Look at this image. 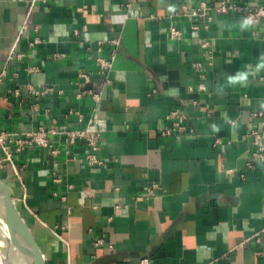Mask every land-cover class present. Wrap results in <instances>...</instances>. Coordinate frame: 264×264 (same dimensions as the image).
Masks as SVG:
<instances>
[{
  "label": "crops",
  "instance_id": "crops-1",
  "mask_svg": "<svg viewBox=\"0 0 264 264\" xmlns=\"http://www.w3.org/2000/svg\"><path fill=\"white\" fill-rule=\"evenodd\" d=\"M201 1L0 0V130L18 139L50 128L59 148L12 145L0 167L46 264H264V161L246 165L264 72L216 92L264 52V21L240 32L243 12L211 11L193 30L180 7ZM98 41L115 53L101 74ZM79 70L89 83L76 84ZM47 85L39 97L28 89ZM175 109L187 130L162 136ZM63 127L98 131L104 165L82 161L83 141L58 144Z\"/></svg>",
  "mask_w": 264,
  "mask_h": 264
},
{
  "label": "built area",
  "instance_id": "built-area-1",
  "mask_svg": "<svg viewBox=\"0 0 264 264\" xmlns=\"http://www.w3.org/2000/svg\"><path fill=\"white\" fill-rule=\"evenodd\" d=\"M181 12L191 21V28L193 30H199L201 27L206 29L209 26L210 22V13L215 11L218 14H227L229 12H243L245 17H252L255 25L264 21V4H254L248 6L244 3H240L235 0H202L198 5H189L183 4L180 7ZM29 12L26 14L25 19H27ZM26 21H24L25 24ZM22 29L19 31L20 35ZM170 37H178L180 31L175 27H170ZM17 35V37H18ZM105 41H98L96 45L97 56L94 59L95 71L99 74L107 72L111 67L114 59V51L108 56L102 55V46ZM114 44L118 43V40L113 41ZM208 42L203 41L201 43L202 47H206ZM91 71L79 70L76 75V84L83 85L89 83L91 80ZM200 89H203V85H199ZM29 92H32L34 96H43L46 93H49L52 88L50 86H45L40 89H34L29 87ZM91 94L89 90H83L81 94ZM94 99L97 98L96 93L91 94ZM69 114L76 115L78 122L83 121V116L78 110H69ZM185 115L179 111V109L173 110L168 114L167 118L170 123L166 127L162 128L160 134L162 136L176 135L180 136L184 134L187 130V125L185 121ZM251 126L246 135V147L249 156V160L246 165L248 168H254L257 163L264 161V112L263 111H254L250 116ZM52 131L46 127H40L35 131H31L22 138H16L14 135L0 130V148L4 153V157L0 160V167L3 166V161L11 160V146H16V149L19 151L25 145H30L36 143L43 147L50 149L51 153L57 155L59 153L58 145L52 143L47 138V133ZM56 133L59 137L58 144L68 147L73 145L76 141H83L88 147L89 151L84 154L82 161L88 166H98L101 167L104 165L103 159L97 156V151L99 149V138L100 133L98 131L91 130L86 127H81L77 129H67L59 128L56 130ZM221 143L220 139H216L213 142V145ZM69 154V150L66 151ZM16 173V170H14ZM158 188L157 184L148 185L146 190L147 194H152L155 189ZM103 243V240L100 239L97 241V244ZM111 247V246H109ZM143 263L147 262V259L142 260Z\"/></svg>",
  "mask_w": 264,
  "mask_h": 264
},
{
  "label": "water",
  "instance_id": "water-1",
  "mask_svg": "<svg viewBox=\"0 0 264 264\" xmlns=\"http://www.w3.org/2000/svg\"><path fill=\"white\" fill-rule=\"evenodd\" d=\"M1 158L4 153L0 148ZM0 240L3 264H46L43 252L13 195L0 176Z\"/></svg>",
  "mask_w": 264,
  "mask_h": 264
},
{
  "label": "clouds",
  "instance_id": "clouds-1",
  "mask_svg": "<svg viewBox=\"0 0 264 264\" xmlns=\"http://www.w3.org/2000/svg\"><path fill=\"white\" fill-rule=\"evenodd\" d=\"M240 32L249 31L255 27V22L252 17L242 18L236 25ZM264 72V52H262L257 62L254 65H248L239 70L235 71L233 74L225 75V82L223 86H217V94H224L225 88H235V87H245L249 83L251 78H255L258 74ZM259 107L264 109V102H259ZM211 130L213 132H218L220 129L215 125H211Z\"/></svg>",
  "mask_w": 264,
  "mask_h": 264
},
{
  "label": "bare ground",
  "instance_id": "bare-ground-1",
  "mask_svg": "<svg viewBox=\"0 0 264 264\" xmlns=\"http://www.w3.org/2000/svg\"><path fill=\"white\" fill-rule=\"evenodd\" d=\"M1 227H3V226L0 223V229H1ZM3 230H4V227H3ZM0 264H3V262H2V242H1V240H0ZM27 264H29V263H27Z\"/></svg>",
  "mask_w": 264,
  "mask_h": 264
}]
</instances>
